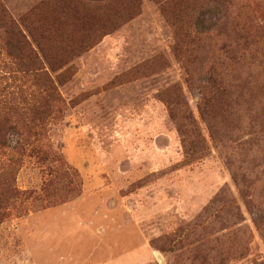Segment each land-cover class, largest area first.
<instances>
[{"label": "rangeland", "instance_id": "1", "mask_svg": "<svg viewBox=\"0 0 264 264\" xmlns=\"http://www.w3.org/2000/svg\"><path fill=\"white\" fill-rule=\"evenodd\" d=\"M179 1L116 0L108 21L88 0H68L67 14L63 0H0V116L53 112L38 153L13 166L20 197L0 171V264H264V58L231 67L222 110L202 102L191 77L210 70L225 7L198 17L192 49ZM226 8L264 43V0ZM4 12L37 63L1 50ZM14 158L0 147V169Z\"/></svg>", "mask_w": 264, "mask_h": 264}, {"label": "trees", "instance_id": "2", "mask_svg": "<svg viewBox=\"0 0 264 264\" xmlns=\"http://www.w3.org/2000/svg\"><path fill=\"white\" fill-rule=\"evenodd\" d=\"M67 1L68 0H63V4L57 8L60 13L67 14V12H74L76 10V7H74L76 5L73 4L72 6L68 4ZM88 1L87 8H93L95 12H99L106 20L110 21L112 19L111 16H114L116 0ZM227 1L228 0H180L176 7L179 14H185L188 20L191 21L188 26L181 27L182 32L180 37L183 43L192 49L198 47L204 38V34L195 28V25L199 23L198 20H200L198 17L212 4L217 6L222 4L225 7V12H223L222 17L215 19L217 23L213 26L217 28L215 37L219 38L224 36V40L214 43L210 70L201 76H197L195 79L191 77V83L200 90L202 102L214 105L219 110L225 107L226 98L229 94V87H232L230 82H228V78L235 70L231 67L240 64L241 57H251L261 53L264 58V43L257 44L252 42V34L258 33L259 27L255 26L251 19L240 21L239 15H236V18L230 17V12L226 8ZM3 17L6 26L3 29L5 37L1 50L5 52L10 61L19 66V68H21L24 63H30L32 65L35 62L37 63V54L27 42L26 37L5 12L3 13ZM82 39L80 45H85L90 38L84 36ZM231 79L235 82L240 80L239 77H232ZM183 112L184 119L189 120V126L193 131V121L191 117L187 116L186 110H183ZM52 114V108L45 105L42 113L32 111L28 121L24 118L25 114L15 109V107L10 108L0 116V135L2 134L3 136L0 147L6 145V149H11L17 158H14V160L9 159V164L0 169V171L6 170L5 173L1 175L3 178L4 174L6 176L4 180L6 183L3 186H10V188L14 186L11 176L15 173L14 169L19 165V161L28 153H38L37 151L39 150L34 147V145L36 141H39L41 135L40 131L43 129L42 124L45 118H50ZM171 115L176 117V111H171ZM10 133H13L18 138V142L15 143L16 146L13 148L8 146L7 139H5V136ZM63 166L65 169L64 171L62 170V175L66 178L72 177V179H75V172L69 167ZM7 177H10V179ZM10 194H12L10 195L11 199L20 197L13 187L10 190Z\"/></svg>", "mask_w": 264, "mask_h": 264}]
</instances>
